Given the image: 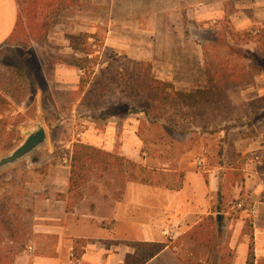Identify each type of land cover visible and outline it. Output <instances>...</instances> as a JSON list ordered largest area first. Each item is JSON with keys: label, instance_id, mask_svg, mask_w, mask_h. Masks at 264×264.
I'll use <instances>...</instances> for the list:
<instances>
[{"label": "rangeland", "instance_id": "rangeland-1", "mask_svg": "<svg viewBox=\"0 0 264 264\" xmlns=\"http://www.w3.org/2000/svg\"><path fill=\"white\" fill-rule=\"evenodd\" d=\"M23 4L29 3L20 6L23 29L14 44L0 46L5 100L0 156L38 122L45 123L49 139L34 155L0 173V257L16 264L31 240L53 246L51 235L35 236V218L44 210L42 198L62 195L53 185L55 176L64 177L62 167L69 166L74 145L83 143L114 157L89 168L81 184L69 190V209L82 210L80 202L87 197L93 211L98 203L97 213H105L102 200L123 199L126 185L136 182L130 180L132 171L153 186L175 189L187 173L207 180L215 172L221 179L219 199L228 196L230 214L223 212V225L217 217L205 220L202 239L210 245L196 241L204 248L192 246L186 260L241 264L228 245L233 230L226 223L238 202L250 204L245 159L264 147V0H40L29 18ZM80 33L91 36L89 56L70 47L68 36ZM232 75L245 76V84L235 85L228 78ZM151 78L172 82L184 93L210 90L213 97L194 107L167 103L156 108L133 88ZM248 143L254 147L238 151V145L242 149ZM119 156L139 166H121ZM198 157L205 168L198 166ZM153 192L141 198L146 207L163 201ZM134 215L123 216L117 235L138 238L139 226L152 221L149 210ZM246 221L243 234L250 245L254 218ZM176 252L183 253L181 242ZM177 260L168 251L154 264Z\"/></svg>", "mask_w": 264, "mask_h": 264}, {"label": "crops", "instance_id": "crops-1", "mask_svg": "<svg viewBox=\"0 0 264 264\" xmlns=\"http://www.w3.org/2000/svg\"><path fill=\"white\" fill-rule=\"evenodd\" d=\"M19 13L20 6L17 0H0V46L7 43L14 32ZM216 19L213 18L211 21L217 22ZM246 145L243 146V150L241 149L242 145H238V151L244 152L254 147L253 145L249 147V143ZM62 168L66 170L63 171L64 177L55 176L53 182L57 192L62 195L54 194L52 198H42V202L45 203L44 210H38L34 223L35 236L51 235L54 244L52 247H47V244H40L38 240H31L32 246L30 244L29 248L32 247L33 251L26 249L18 256L16 264H71L72 253L80 259L81 264H123L128 254L136 252V248L130 243L138 241L168 244L162 252L146 264H154L168 251L178 255L177 264H184L190 257L189 252H191L192 246L209 247L203 243V240H200L199 235H196L197 239L191 237L190 232L203 224L209 216L217 217L219 225H223L222 222L225 219L223 212L227 215L230 214L226 210L230 203H228V196H222L221 200L219 199L221 179L216 176L215 172H210L207 180L199 174L187 173L180 189H167L129 182L126 185L123 199L115 202L102 200L103 206H106L103 209L105 210L103 214L97 213V210L100 209L98 203L95 205L96 211H93L92 201L87 200V197L80 202L83 206L82 210L78 207L69 209L71 168L70 165ZM243 170L246 172L244 182L246 188L250 187L253 190L248 191L247 194L250 193V195L246 200H249L250 205H253V202L257 204L258 213L251 214L248 207L238 209L233 206L232 209H236V213L233 218L228 217V223H226L227 227L233 230L227 242L230 248L236 250V261L247 264L250 245L247 235L243 234V231L246 220L249 217L254 218L252 239L255 264H264V223L260 221V219L264 220L262 194L264 184L261 181V175L255 172L254 168L246 166ZM197 177L200 179L199 183L192 181ZM57 181H60L58 183L62 187L56 186ZM151 188H153L154 195L158 194L157 197L163 198V201L153 202L149 207H146L141 198L149 196ZM226 191L229 193L228 189ZM238 195H240L239 192ZM48 202L51 203L47 204ZM134 203L139 204L133 208ZM148 210L152 212V221L146 226H139L138 238H131L126 234L117 235L123 216L134 217L135 213L142 214ZM99 218L102 220L111 219L113 224L109 226L108 222L103 225ZM128 225L131 226L129 223ZM167 230L170 234H166ZM196 241L202 242L204 246ZM180 242L182 254L176 252ZM189 242L193 244H189Z\"/></svg>", "mask_w": 264, "mask_h": 264}, {"label": "trees", "instance_id": "trees-1", "mask_svg": "<svg viewBox=\"0 0 264 264\" xmlns=\"http://www.w3.org/2000/svg\"><path fill=\"white\" fill-rule=\"evenodd\" d=\"M19 6L21 3H29V6H25L23 4V11L26 17H30L31 13L34 11L37 12V7L39 5L40 0H23L22 2L17 0ZM70 3H76L80 0H69ZM31 3V4H30ZM32 5V6H31ZM28 17V18H29ZM24 23L22 20V16L18 15V21L14 32L12 33L11 37L8 39L7 43L14 44L20 31L23 29ZM90 35L87 33H80V34H72L68 36V40L70 43V47L73 51L84 54L86 56L91 55V49L88 43ZM211 75V74H210ZM231 77V81L235 85H240L242 83L245 84L247 78L245 76H229ZM210 79H214L213 77ZM216 79V78H215ZM219 80V78H217ZM238 82V83H237ZM211 86V85H210ZM133 88L136 90V94L140 95L141 93L146 96V104L159 108L161 104L172 103L174 105H186L189 107H194L196 105H200L204 100L207 102L212 99V92L210 90H197L191 93H184L178 91L174 84L169 81L160 80L158 78H151L150 80H145L143 82L138 81ZM211 88V87H210ZM219 88V87H218ZM0 105L5 103L3 96L0 94ZM5 147H9V144L6 143ZM70 189L73 186H79L82 180L85 179L86 171L91 168L92 166H96L101 164L105 161V158H113L114 155L110 152L103 151L99 148H96L91 145H86L83 143H77L74 145L73 151L70 153ZM119 160V164L123 166L126 163L131 164L133 167L139 166L136 162L131 160L125 159L124 157H117L116 161ZM142 170L143 167L140 166ZM130 180L140 182L147 185H154L148 179H141L139 174H135L133 171L130 175ZM169 189H175L173 187L166 186ZM178 187L177 189H180ZM213 219L212 216H209L206 220ZM203 224H200L196 227L195 230L190 232L191 237L194 239L196 235H199L200 240H203V230L201 227ZM204 244L210 245L208 241H203ZM133 247L136 248V252L134 254H128L126 260L123 264H146L149 260L154 258L160 252H162L168 244L166 243H159V242H131L130 243ZM191 262H187L184 264H190ZM0 264H14V259H4L0 257ZM247 264H255V251H254V244L253 239L249 247V255Z\"/></svg>", "mask_w": 264, "mask_h": 264}, {"label": "water", "instance_id": "water-1", "mask_svg": "<svg viewBox=\"0 0 264 264\" xmlns=\"http://www.w3.org/2000/svg\"><path fill=\"white\" fill-rule=\"evenodd\" d=\"M24 133L25 137L18 146L0 156V173L34 155L48 143V131L44 122H38Z\"/></svg>", "mask_w": 264, "mask_h": 264}, {"label": "built area", "instance_id": "built-area-1", "mask_svg": "<svg viewBox=\"0 0 264 264\" xmlns=\"http://www.w3.org/2000/svg\"><path fill=\"white\" fill-rule=\"evenodd\" d=\"M245 163H246L247 167L248 166H251V167L254 166V167H252V168H254V171L257 172L258 174H260L261 176H264V172L259 171V168H264V147H261V149L256 150V151L252 152L249 156H247L245 159ZM197 164H198V166H200L202 168L206 167L205 160L202 157L197 158ZM263 184H264V181H263ZM262 192H263L262 194H263V198H264V189L262 190ZM236 207L238 209H245L246 207H248L247 209L251 214L255 215L258 213L257 204H253V205L249 204V206H247L246 202L243 200L238 202L236 204ZM166 234H170V232L167 230ZM29 250L33 251V248L30 247ZM71 258H72L71 264H81L80 259L74 253L71 254Z\"/></svg>", "mask_w": 264, "mask_h": 264}]
</instances>
